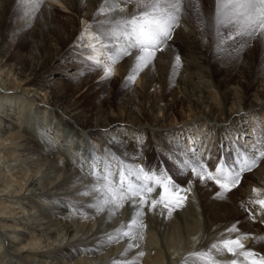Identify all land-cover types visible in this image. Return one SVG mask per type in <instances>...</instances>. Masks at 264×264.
Listing matches in <instances>:
<instances>
[{
  "label": "bare ground",
  "instance_id": "obj_1",
  "mask_svg": "<svg viewBox=\"0 0 264 264\" xmlns=\"http://www.w3.org/2000/svg\"><path fill=\"white\" fill-rule=\"evenodd\" d=\"M103 3L104 0H43L40 10L30 19H26L18 0H0L1 41L6 38L4 36L7 34L5 32L8 20L16 17L22 23L18 29L37 27L36 50L40 53V57H34L33 61L36 59L37 65L29 74L18 71L19 67L9 64L8 59H5L8 60L6 62H0V264H182L190 253L207 250L212 243L228 236L226 229L233 224L237 225L239 233H232V237L240 233L264 235V216L257 215L254 220L249 216V210L252 213L261 211L259 205H254L251 201L264 199V160L251 171L244 172L239 184L220 198L218 193L221 190L215 183L209 181L207 184H201L199 180H194L190 173L177 174L173 161L169 159V154L173 153L176 145L166 141V138L170 142L175 141L172 135L176 132V127L172 131L167 128L168 131L158 124V116L148 117L146 124H135L127 119V112L120 113L121 111L113 113L115 119L117 114H120V122L117 125L111 122L105 124L106 121L98 116L105 115L104 112L89 115L77 99L63 102L64 104L58 103L57 98L68 91L69 87L65 83L55 82L52 91L38 84L59 56L64 63L67 62L64 60L67 42L73 39L68 26L71 27L76 18L81 19L84 24L82 30L77 29L78 39L84 40L81 48L83 55L88 59L91 56L104 64L107 63L108 55L105 50L92 51L93 44L100 49V44L94 39V29H99L109 15H114L109 13L107 16L103 15L104 19H96ZM200 3L206 22H200L194 9H187L181 18L187 30H175L168 46L156 53L153 60L156 72H145L143 69L137 75L134 93L143 102L152 101L159 105L164 102L166 95L169 96L170 112L176 111L179 106L183 110L199 108L203 115L193 121V124L204 123L202 126L204 131H207L205 135L213 138L216 150L221 151L217 150L220 152V160L224 153L228 152L229 155L235 151V143L232 140L239 133L234 127L228 128L226 130H233L235 136L222 141L220 130L215 131L216 127L207 129L209 123L232 124L238 117L245 118L246 114H249L248 118H254L257 113H264V51L260 52L264 45L261 36L248 40L245 45L234 44L229 49L232 53L229 50L218 52L213 29L214 10L209 0H200ZM59 8L66 11L64 20H57L54 16ZM177 55L180 56L178 67ZM134 64L135 62L123 61L122 57L111 65L113 76L107 79L104 77L102 86L107 90L103 89L109 98L113 94V84L117 78L128 82L127 77L131 74ZM89 65H92V62L84 63L94 76L96 70L94 66L90 68ZM65 66L66 64L63 67ZM176 74L188 75L187 87H176ZM16 95L22 98L19 102H16L19 99ZM194 95L197 97L192 100ZM34 103L37 104L34 111L42 110L45 113L47 108L50 111L58 109L81 130L86 131V136L76 132V135L82 138L78 143L86 140L89 149L92 147L104 157L113 155L126 165L138 168H165L183 188H189L191 181L189 191L178 193L186 197L188 209L181 210L178 206L172 207L170 204L172 211L169 214L168 207L157 205L154 210L165 219L164 221L162 218L158 219L154 228L149 224L144 229L142 225L143 227L138 229L136 241L120 237L118 230H126L133 217L129 213L130 203L123 201L122 207L108 205L103 211H98V194L91 192L93 179L85 177V172L82 175V170L69 172L68 154L65 152H70L67 149L70 147L67 141L63 144L64 140H61L58 145L57 142L53 144L41 136L42 126L36 128L31 119ZM16 105L18 106L15 107ZM133 105L132 101L129 102L130 111ZM9 112L18 116L15 124L12 123L14 119L7 115ZM89 112L92 113V110ZM111 112L113 111L109 113L112 114ZM168 112L166 109L165 112L160 109L158 115L161 113V117L165 119ZM22 122L30 123L31 129L21 125ZM12 127L17 130L19 128V131L14 132ZM113 130L126 132L127 135L119 136L122 137L121 141H113L107 136ZM132 133L136 135L131 136ZM143 139V148L136 146L139 140ZM154 145L158 146L164 156L163 160H159ZM222 149H225L223 154ZM4 150L8 151L1 157ZM17 157L22 159L25 174L19 179H14L13 174L11 176L14 177L9 178L5 169L10 160L14 163ZM81 166L79 161L77 167ZM208 170L214 172L215 168ZM254 189L257 191L254 192ZM83 192L91 194L84 197L85 195H80ZM158 192L159 189L156 193ZM36 198L39 200H35ZM48 200L57 201L60 212L54 213L42 205V202ZM146 200L150 202L151 199ZM148 202L145 206L151 208ZM67 204L68 207L71 206L72 211H67V216L62 217L67 223L63 234L56 221L63 216V209H67ZM136 204V208H140L138 203ZM139 219L150 218L145 215ZM166 219H169L168 223ZM110 221L118 227L109 224ZM31 230L34 233L29 234ZM103 232L105 233L102 234ZM110 236L118 239L109 242ZM178 239L182 242L181 248ZM129 243L138 246L128 249ZM243 243L246 248L254 247L257 252L264 254V244L253 239L244 240ZM140 252H143V256L138 255ZM60 259L62 261L57 262ZM217 260L220 264H229L226 260Z\"/></svg>",
  "mask_w": 264,
  "mask_h": 264
},
{
  "label": "snow or ice",
  "instance_id": "obj_2",
  "mask_svg": "<svg viewBox=\"0 0 264 264\" xmlns=\"http://www.w3.org/2000/svg\"><path fill=\"white\" fill-rule=\"evenodd\" d=\"M18 3L24 9V17L30 19L40 10L43 0H18ZM187 9H194L200 22H206L200 0H104L98 14L114 13V15H109L99 29H94V39L100 44V49L95 44L92 45V51L103 49L107 52L108 61L103 69L104 77L107 79L112 76V64L117 63L124 56L134 55L135 64L127 77L129 82L134 83L137 75L154 60L156 53L168 46ZM213 27L218 52L226 51L234 44L245 45L250 39L264 36V0H215ZM89 59L92 60V65L89 67L94 66L95 70L99 71L100 60L91 56ZM179 64L180 56L177 55V67ZM91 159L92 174L97 181V184L92 186L91 192L98 194V211H103L108 205L122 207L126 199H132L135 204L136 197H139V205L142 209L148 202L146 195L159 189L158 198L151 200V209L163 204L168 207L171 214L170 203L175 200L177 206H182L181 202L186 197L178 193L187 192L191 187V181L189 188L177 184L165 168H138L134 165L128 166L123 161H117L119 171L117 182L114 179L112 164L107 157ZM169 159L173 161L177 174L190 173L193 179L199 180L201 184H207L209 181L215 183L221 190L218 196L223 198L239 184L244 172L251 171L261 160H264V129H261L257 123L254 128L252 150L237 147L231 154L220 158L214 172L209 171L195 153L192 157H188L185 153L181 159L180 155L173 152L169 154ZM101 165L103 171L100 170ZM90 194V192L80 193L85 196ZM251 203L259 205L261 211L252 213L249 210V216L253 220L257 215L264 216V199H256ZM141 215L142 212L137 210L126 230H118L120 237L130 241L137 240L138 229L142 227L139 222ZM226 232L228 236L218 239L207 250L190 253L182 264H220L213 253L223 255L224 252L233 257L229 264H241V257L243 264H264V254L257 252L254 247L246 248L243 243L244 240L253 239L264 244V235L240 233L232 237V233H239L236 224L226 229ZM108 239L111 242L118 237L110 236ZM134 246L138 245L129 243L128 249ZM138 255L143 256V252Z\"/></svg>",
  "mask_w": 264,
  "mask_h": 264
},
{
  "label": "rangeland",
  "instance_id": "obj_3",
  "mask_svg": "<svg viewBox=\"0 0 264 264\" xmlns=\"http://www.w3.org/2000/svg\"><path fill=\"white\" fill-rule=\"evenodd\" d=\"M209 2L215 14V0H209ZM59 9L60 10H58L57 12L55 11L54 16L56 17L57 20H64V17L66 16L65 14L66 11L63 8H59ZM107 15L108 14H104V16H107ZM104 16L98 15L97 16L98 18L96 17V19H100V20L104 19ZM21 24L22 23L18 19H16V17L15 18L11 17L8 20L6 24V32H5L7 34L6 36H4L6 38L3 41H1V35H0V62H6L9 60L8 61L9 64H16L15 65L16 68L19 67L17 68L18 71L21 72L22 70L26 72V74H29V72L34 70L37 65V63L35 62L36 59L35 61H33L34 57H36L37 55H38L37 57H40L39 55L40 53L37 52L38 50H36L37 48L36 40L38 38V31L36 29L37 27H30L29 29H23V30L18 29L17 27L20 26ZM82 25L84 26V24H82L81 22V19L76 18L72 26L71 27L68 26L69 31L72 32L71 34L73 35V39L67 42L68 47L65 50L66 55L64 59L67 62L64 63L62 61V57L59 56L53 63V67L51 68V70L47 72V74L43 77V80L41 79L39 80L38 84L52 91L54 89L53 84L55 82L65 83L66 85H68L70 89L68 88V91L66 93H64L63 95H60L57 98L58 103L64 104V103L69 102V100L77 99L80 105L85 109V111L89 115L90 114L93 115V113L97 114L99 112H104L105 115L98 114V116L103 118L106 121L105 124L111 122L113 125H117V123L120 122V114H117V118L115 119V117L113 116V113L114 114L119 113L120 111H121L120 113L127 112V115H126L127 119L130 121H133L135 124H137V122L139 123L144 122L146 124L148 122L147 120L148 117L156 118L158 116L160 120H158L157 122H160L158 123L160 126H164L166 129L168 128L171 131L174 127H176V132L174 133V135H172V137L174 138L173 140H175L176 142L175 141L170 142V140H167L166 138V141H168L169 144L176 145V147L173 149L174 153H176L177 155H180V157H183V154L185 153L187 154L188 157H192V154L195 153L196 156L199 157L201 161L208 168L214 170L216 166L212 167L210 165L214 164L215 162L214 157H216L217 155L216 153L218 152L217 150L219 149L216 150L214 139L211 138L209 135H205L207 131H204V127L202 126L204 125V123L193 124V121H195L196 119L200 118L203 115L202 112L199 111V108H197L198 110L196 109L183 110L181 106H179L176 109V111L170 112V110L168 109L170 108L171 102H170V97L167 95L163 98L164 102L160 103V105L152 101L150 103L143 102L139 100L138 95L134 93L135 82L134 83L129 82V81L127 82L119 78H117L118 80L116 79V82L113 84L114 86L113 94L109 98L106 95V92H104V90H106L105 87H102L103 80L105 79L104 71H103L105 64L102 62L100 63V70L99 71L96 70V74L94 76L92 75L91 70L84 66V63L91 64L92 61H89L90 59H88L85 55H83V50L81 48L83 47L84 40H80L77 37V29L78 31H80V29L82 30L83 29ZM182 29L183 31L187 30L186 26L181 20L179 26L175 30L182 31ZM182 34H184V32ZM262 39H263L262 43L264 45V36H262ZM229 49L231 48H228L227 50ZM261 49L262 50H260V52L261 51L263 52L264 48H261ZM229 51L232 53L231 50ZM5 59H8V60H5ZM123 61H129L130 63L131 62L134 63L135 56L134 55L124 56ZM68 62H71L72 64L68 65L67 64ZM64 64H66L65 68L63 67ZM144 69H145V72H156V67L153 64V61ZM90 76H93V77H90ZM84 78H85V82H84ZM174 78H175L176 87L178 88L187 87L188 75L183 74L179 76L178 74H176L174 75ZM9 95L11 96V94ZM195 96L196 95H194L192 100L196 99L197 96L196 97ZM16 97L19 98L17 99L18 101L16 102H19V100L22 99L18 95H16ZM131 101L134 103V105H133V109L130 111L128 105H129V102ZM17 106L18 105H16L15 107ZM36 106H37L36 103H34L32 106L31 119H33L35 123L34 126L36 128H38L39 126L40 127L42 126L43 131L41 133V136L43 135L47 140H50V142H52L53 144H56L57 142L58 145L61 142V140H64L63 144H65L67 141L70 147L69 148L65 147V148L70 150V152H67V151L65 152L66 154H68L67 155L68 160H69L68 169H70L69 172L71 170L76 171V172L77 171L81 172L82 170V175H83V172H85V175H86L85 177L91 178L89 174L86 172L88 171L90 173H93V166H92L91 158L93 157L98 158V159L104 158V155L97 153V151L93 149L92 147H90L91 149L90 151V149L88 148L89 146L86 145V140L82 143H78L79 141L82 140V138H79L76 135V132L77 131L81 132L83 136L84 135L86 136L85 134L86 131L81 130L72 120L66 118L58 109H54L50 111L49 108H47V110L44 108V110H46L44 113V111L42 110L34 111ZM29 107H30V104L28 105V108ZM151 109H153V111H151ZM160 109L163 110V112H165V109L169 111L165 119L161 117V113H159L160 116L158 115V112ZM90 110H92V113L89 112ZM110 111H113L111 112L112 114L109 113ZM128 111H129V114H128ZM28 114H29V111H28ZM7 115L12 117V120L14 119L12 123L15 124L14 121L17 120L18 116L13 115L11 112H9ZM246 115L248 116L249 114H246ZM247 116L245 118L238 117L236 120H234V122H232V124H220L216 122L209 123V125L207 126V129H209L210 127H213V128L216 127L215 131L218 132L220 130L221 140L224 141L230 137H233L234 135L233 130H226V129L234 127L235 130L239 133V134H236L235 139L232 140L235 143L234 147L235 148L237 147L247 148L249 151H251L253 142H254V128L256 127L257 123H259V125L261 126V129H264V113H257L254 116V118L252 117L248 118ZM239 118L241 119L238 120ZM190 123H192L193 125ZM23 124L25 126H29V129H31L30 123L22 122L21 125ZM102 124L104 125V122ZM188 125H191V126H188ZM12 129L16 133L19 131V128L17 130V129H14V127H12ZM115 131H118V130H113L111 133H109V135H107L108 138H111V140L113 141L115 139H117L118 141H121L120 139L122 137H119V136L122 135L123 137H125L127 135L126 132L121 133V132H115ZM130 135L134 136L136 134L132 133ZM115 136H118V137H115ZM143 145H144V139L141 141L139 140L138 145L136 146L143 148L142 147ZM154 148H155L156 153L158 154L159 160H163L164 156L161 155L158 146L154 145ZM63 150L65 149L63 148ZM224 150L225 149H222L223 151L222 154L225 152ZM7 151L8 150L2 151L1 157L3 156L4 153H7ZM225 154L227 155L228 152L224 153V155ZM16 159L17 160H15V162L17 161L16 162L17 165L15 162L14 164L12 160H10V164L9 163L7 164L8 167L6 168V166H4V168H6L5 172L8 173L9 178L11 177L13 178L15 176L14 179H19L25 174L24 165L21 164L22 159H20L19 157H17ZM108 159L112 164V170L114 169V167H117V161H121L119 160L118 157H115L113 155L111 157H108ZM77 160L78 162L80 161L82 163L81 168L77 167V163H78ZM100 170L103 171V165H101ZM113 173L115 174L116 171ZM12 174L14 176H11ZM91 179H93L94 185L97 184L96 179L94 178H91ZM179 183L181 182L179 181ZM146 196H150V194H147ZM35 200H39V198H36ZM151 200L148 203L151 204ZM125 201L130 203L131 207L129 208V213L131 215H135L136 211L140 210L142 212V215L140 217L145 216V215L149 216L150 221L145 220V219H139V222L141 223V225H144V227L142 226L144 229L147 228L149 224H151L152 225L151 227L154 228L156 226L155 222L158 221V219H161V218L163 219V217H160L161 215L156 213L154 209L149 208V206L146 208V206L144 205L142 209L140 208L137 209L136 203H138V207L140 206L139 197L135 198V204L133 203L132 199H126ZM172 202L170 204H172ZM183 202L184 204L182 206H178L177 208H180L181 210L182 209L187 210L188 209L187 206L189 203L185 201V199L183 200ZM42 205H44L46 208H49L50 211L53 210L52 212L54 213L60 212V207L58 209L59 203H57V201L48 200V202H42ZM160 206L162 207L164 205L160 204ZM70 209H71V206L68 207V204H67V209L66 210L65 208L63 209V216H60L61 219H58V221H56L58 228L62 230L63 234L66 230L65 226L67 225V223L65 219H63L62 217L65 218L67 216V215L65 216V213L67 211H72ZM164 220L165 219H163V221ZM166 221L168 223L169 219H166ZM109 224L113 226L115 225L116 228L118 227L117 224H113L112 221H110ZM32 233H34L33 230H31V233L29 234H32ZM104 233L105 232H103L102 234ZM65 240L67 241V238H65ZM178 240H179L178 243L180 244L179 248H181L182 242L180 241V239ZM178 240H174V241H178ZM214 255L221 260H226L227 263H229L233 259V257L229 255L227 252H224L223 255H220L217 253H215ZM222 256H225V257H222ZM81 257H83V255ZM240 260H241V264H243L242 257L240 258ZM59 261H62V260L61 259L57 260V262Z\"/></svg>",
  "mask_w": 264,
  "mask_h": 264
}]
</instances>
